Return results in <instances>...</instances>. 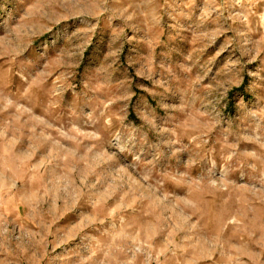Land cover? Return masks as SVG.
<instances>
[{"label":"rangeland","instance_id":"1","mask_svg":"<svg viewBox=\"0 0 264 264\" xmlns=\"http://www.w3.org/2000/svg\"><path fill=\"white\" fill-rule=\"evenodd\" d=\"M0 264H264V0H0Z\"/></svg>","mask_w":264,"mask_h":264}]
</instances>
